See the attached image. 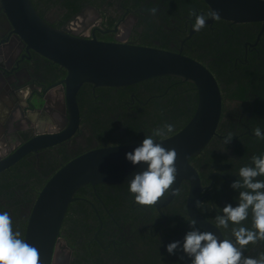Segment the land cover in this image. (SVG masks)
<instances>
[{
  "label": "trees",
  "instance_id": "1",
  "mask_svg": "<svg viewBox=\"0 0 264 264\" xmlns=\"http://www.w3.org/2000/svg\"><path fill=\"white\" fill-rule=\"evenodd\" d=\"M88 1L32 0L36 10L42 17L57 3L63 5L67 9L66 19L73 18L81 12ZM126 2H132L130 6L141 8L144 11L140 15V24L144 27L142 30L144 34L142 45L165 50L176 51V49H171L168 46L169 35L173 36V41L178 49L181 46L179 40L181 33H183L181 29L185 30L186 28V18H181L182 16L187 15L195 19V16L192 15L193 12L201 15V12L204 11L203 16L206 18L210 13L209 6L204 0H126ZM153 8L157 9L155 15L151 12ZM175 26H178V30L172 31ZM188 28L191 27L188 26ZM261 28L260 22L234 23L218 18L213 23L206 24L189 41H186L183 47L182 52L184 55L198 60L214 74L224 97L244 103L242 108L250 119L247 128L243 124H238L235 121L236 119H233L234 117H240V111H237L235 106L234 112L230 110L231 115L234 113V117L227 116L229 114H224L221 117L219 130L225 136L222 139L215 136L198 155L190 158V162L199 172L204 184H210L212 180L214 181L210 188L212 199H206L203 203V206H206L209 210L214 209L212 204L218 200L219 202L225 200L229 202V198L233 197L229 193L230 179H223L218 173H223L228 178L233 177L240 164L250 165L252 156L264 155V142H262V139L251 136L248 132L254 133L256 128L261 131L264 129V32L258 45L249 47L247 54L245 46L247 42L256 41ZM102 37L103 35L100 36V38ZM111 37L113 35L105 36L106 40H112ZM155 41H159L158 44ZM54 66L57 67L58 65ZM39 68L41 67L39 66ZM157 78L158 80L160 78L166 80L144 86L140 90L139 96L144 102L151 94L163 93L168 88L167 93L163 96V101H159V97H152L148 104L138 103L137 100L133 101L132 105L136 113L131 116L132 119L126 118L123 121L122 125L127 131L121 138L118 137V131L115 132L116 127L112 124V120H109L106 125L103 124L109 119V110L119 107L126 100H131L130 96L122 98V95L113 93L117 89L116 87H105L104 90L108 91L107 93L111 97L106 100L103 97L106 93L104 92L98 96V99H94L90 88L92 85L88 83L83 85L82 89L86 90L88 94L83 97H81V94L79 95V101L80 97L82 99L81 105L83 108L81 109L84 110L86 119L91 122L96 120L92 126L97 131L98 139H104L108 144L138 143L142 142L145 136L151 135L154 129L165 124H172L174 126L173 132L165 136L153 137L154 140L163 139L175 134L189 122L197 106V90L193 83L183 82L178 77H171L172 81L168 82V76H158L143 83L138 82V85L146 84L148 81L153 83L154 79ZM124 88L134 91L132 85ZM103 103H105V106ZM135 104L136 106H134ZM245 118L247 116H244L243 123L246 121ZM229 132L232 133L233 139L229 144H225L224 138L227 137ZM240 134L241 138L237 139L236 135ZM258 144L261 145L260 149L256 146ZM231 149L233 152L229 154ZM79 153L77 152L76 155ZM60 154L67 162L71 159L64 149L60 150ZM46 155L47 159L45 160L44 155H42L38 163L35 159L29 160L26 157L16 164L13 169L0 175V195H4L11 204L15 205L14 216L19 217L21 211L28 213L25 222L17 220L12 223L13 231L19 232L22 239H24L29 214L39 191L48 179L60 169L52 151H47ZM39 166L42 171H39ZM50 170L51 173H49ZM44 174H48V176L44 177ZM260 180H264V176H261ZM109 187H112L114 191H111ZM188 188L189 186L185 182L181 184L178 193L174 197L177 204L170 211L172 221L177 222L178 225L181 222L180 211L186 208L185 199L187 198ZM95 189L93 186L87 185L78 191L76 194L77 200L70 204L61 228V233L67 231V237L70 240L79 241L80 245L90 244L88 243L89 239L86 238H92L91 231L89 227L86 229L85 226L90 219H96L89 201H104L119 221L122 218H127L126 221L133 220L132 216L135 214L132 208L134 195L129 192L128 188L122 192L121 188L116 185L97 184ZM166 212L168 214V207ZM212 216H214V212L210 214V217ZM99 222V219H97L95 226L91 223H88L87 226L92 225L96 229ZM109 222L112 221L109 220ZM105 226L108 227V221H105ZM176 230L184 229L177 226ZM83 236H85V239L82 242L81 238H84ZM70 243L75 244V242ZM190 262L191 259L189 258Z\"/></svg>",
  "mask_w": 264,
  "mask_h": 264
},
{
  "label": "water",
  "instance_id": "2",
  "mask_svg": "<svg viewBox=\"0 0 264 264\" xmlns=\"http://www.w3.org/2000/svg\"><path fill=\"white\" fill-rule=\"evenodd\" d=\"M204 1L211 12L219 13L220 19L234 23L261 22L262 28L256 43L259 41L264 32V0ZM0 12L6 17L9 30L25 52L19 62L30 58L32 50L67 71L62 82L70 118L69 126L62 132H55L54 129L53 132L42 133L44 130L36 129L35 136L23 142L9 156L0 159V172L27 154H38L43 149L68 140L76 132L80 122L77 98L85 83L95 87H122L158 76L178 77L195 86L197 106L181 130L155 140L166 149L176 150L177 178L167 195L153 206L164 215L162 208L174 199L181 183L188 181L189 216L198 226L222 240L221 230L198 213L197 201L200 203L202 200L201 193L205 187L199 172L190 162L192 156L198 155L218 135L223 96L214 74L204 64L182 52L120 41H102L95 34L92 37H81L67 29L54 27L45 17L40 16L32 0H0ZM214 20L210 17L206 24ZM0 31L2 52L1 47L7 48L9 35ZM194 32L192 30L190 35ZM9 71L0 65V76L3 72V78L9 79ZM40 100L41 96L30 101L33 111L30 113L31 121L36 124L42 114L36 107ZM40 122L43 123V117ZM141 143L89 150L64 164L48 179L33 204L24 233V240L39 252V264H54L56 250L67 246L61 236V228L68 208L77 199L76 194L81 188L87 185L95 187L97 184H128L136 173L147 167L143 163L133 165L126 159V153L133 152Z\"/></svg>",
  "mask_w": 264,
  "mask_h": 264
},
{
  "label": "flooded vegetation",
  "instance_id": "3",
  "mask_svg": "<svg viewBox=\"0 0 264 264\" xmlns=\"http://www.w3.org/2000/svg\"><path fill=\"white\" fill-rule=\"evenodd\" d=\"M118 1L119 2L115 4L114 0H89L83 10L70 19L65 18L67 9L64 8L63 5H59L57 3L55 7L46 12L44 17L54 27H57L59 29H67L72 34L77 36L92 37V35L95 34L96 37L102 41H120L142 45V38L144 35L142 33V30L144 27L140 24V20L137 19L141 17L140 15L143 14L144 11L141 8H134L133 6H130L132 2H126V0ZM114 4L119 11V14L117 16L106 14L102 10L106 7H111L114 10ZM208 9L211 13L210 7H208ZM204 14L205 12L202 11L201 15ZM81 15H84L91 20L95 19L96 15H98L99 17H101V20H98L97 24L93 25L90 32L85 33L81 30L86 26V20L80 22V25L77 27V29L73 28V26H76L78 17ZM132 17H134L135 21L137 22V26L126 37L121 36V30L130 27L133 19ZM210 17L211 16L208 15V17H206L205 19L207 20ZM181 18H186V28L185 30L181 29L183 33H181V37L179 38L181 46L178 49L176 43L173 41V36L169 35L168 46L171 49H176V51H168L182 52L186 41H189L191 37L199 32L196 31L192 35H190V32L194 30L193 24L195 23V19L193 17L184 15ZM0 22L3 23L6 30L5 35H9V43L7 45L8 49L6 48L7 53H12V56L10 55L12 68V76L10 80L11 85H6L4 88L2 87V90L0 91V159H2L12 154L23 142H26L33 136H35L36 129L44 130V132L42 133H47L49 131L53 132L54 129L55 132H62L69 126L70 118L69 112L67 110L65 91L63 88L64 84L62 82L66 77L67 71L64 68H61L58 64L53 63L52 61L44 58L43 56L32 50L29 54L30 58H24L23 61L19 62L20 58L25 52L22 51V48L19 46L20 43L15 38L16 36L11 33V30H9L6 17L2 12H0ZM2 23H0V27L2 26ZM260 25L262 26L261 22ZM188 26H190L191 28L189 29ZM177 30L178 26L172 28V31ZM100 34L103 35L102 38H100ZM106 35H113V37H111L112 40H106ZM256 41L247 42L245 44L246 54L249 51V47H256L258 45L259 41L257 43ZM158 42L159 41H155V43L157 44ZM53 65L58 66L53 67ZM39 66L41 68L38 69ZM171 77L172 76H168V82L172 81ZM163 80L166 79L160 78L158 80L157 78L154 79L153 83L148 81L146 84L138 85L139 83H143L144 81H146L144 80L142 82L132 84L134 91L124 88L128 86L116 87L117 89L113 92L114 94L122 95V98L130 96L131 100H126L119 107L109 110V119L106 120L103 125H106L109 120H112V124L114 125V127H116L115 132L118 131V137L121 138L127 131L126 128L122 125L123 121L126 120V118L132 119L131 116L136 113L135 109H133V101L137 100L138 103L148 104L152 97H159V101H163V96L167 93L168 88L163 93H153V95L151 94L144 102L140 99V90H142L144 86L160 83L163 82ZM0 85L2 84L0 83ZM82 87L80 88L77 98L80 109V122L76 132L68 140H65L64 142H61L55 146L43 149L38 154H27L18 162L10 166L8 169H4L3 171H1L0 175L5 171H10L11 169H13L16 164H18L26 157L29 160L35 159L38 163L40 161V157L44 155V159L46 160V152L49 150H51L55 155L58 162V168H61L64 164L67 163V161H65V159L61 157V149L67 151L68 157H71L70 160H72L73 158L89 150L105 146L123 145V143L108 144L104 139H98L97 131L92 126V124H94L96 120L91 122L89 119H86V114L84 113V110L81 109L83 108L81 105V97L88 94L86 90L84 91L82 89ZM105 87L106 86L95 87L93 85L90 87L94 99H98V96L104 92L106 93L103 97L106 100L111 97L110 95H108V91L104 90ZM99 90L100 92H98ZM80 94L81 97L79 101ZM39 96H41V100L36 107L39 109V113L42 112V114H40L38 124H36L31 121L30 113L33 111L30 105V101L32 100V98H38ZM103 105L105 106V103H103ZM134 106H136V104ZM235 106L237 108V111H240L239 118L234 117V113H232V115L230 113V110H233L234 112ZM243 106V102L230 100L223 96L222 116L224 114H229L227 116L234 117L233 119H236L235 121L238 124H243L247 128L250 124V119L249 115L244 112L242 108ZM101 114L103 115V113ZM244 116H247V118H245L246 121L243 123ZM41 117H43V123L40 122ZM217 132L218 135L216 137L222 139L225 136L224 134H222L219 128ZM248 132L251 134V136H255L254 133H251L250 131ZM261 132L264 133V129ZM241 134L236 135L237 139L241 138ZM262 142H264V139H262ZM256 146L258 147V149L261 148V145L259 144ZM77 152L80 153L76 155ZM232 152L233 151L231 149L229 151V154H231ZM242 166L244 165L240 164V166L238 167V171ZM38 169L39 171H42L40 166L38 167ZM238 171L235 173V175H233V177L230 178H228L227 175L223 173L218 174L221 175L223 179H230V184H232L238 178ZM49 173H51V170L49 171ZM47 176L48 174H44V177ZM257 179L260 180L261 177H258ZM184 182L189 186L186 193L188 198L190 184L188 181H183L181 184H183ZM213 182L214 181L212 180L210 184H204L202 181V185L205 187V189L201 193L202 200L198 205V213L204 219L217 226L215 219L216 216L223 214L222 209L226 204H232L233 207L237 206L239 193L237 190H234L230 187L229 193L234 198L230 197L229 202L226 200L219 202L218 200L216 203L212 204L214 209L209 210V208L203 206V203L206 201V199H212L210 188L213 185ZM125 185L122 184L116 186L120 187L121 191L124 192L129 187L128 184ZM109 189L111 191H114L112 187H109ZM94 190L96 189L94 188ZM187 198L185 199L186 208L181 209L180 211V225H178L177 222H173L171 218L172 214L170 211L173 209L172 207L177 204L175 202V199L172 200L167 206L162 208L164 215L161 214L155 206L139 205L135 202L134 199L132 208L135 214L132 216L133 220L128 221H126L127 218H119L121 221L117 220V218L113 215V213L110 211V208L104 201H89L90 207L94 215L96 216V219H90L88 223H91L93 226H95L97 219H99L100 221L99 226L96 229H94L92 225L87 226L88 223L85 226L86 229H88L89 227L91 231L92 238H86L89 239L88 243L90 244L80 245L79 241H73L67 237V231L62 232L61 236L65 239L67 246L64 248L59 247L56 250L54 254V264H191V262L189 263V257L182 251L177 250L176 254L174 255H170L166 251V246L171 242L181 241L182 244L186 233L192 230V226L190 224L192 222V219L188 214ZM14 207L15 205L11 204L4 195H0V212H8L12 219V222L17 220H23L25 222L27 220L26 217L28 213H26V211H21L20 216L15 217ZM167 207L168 214L166 212ZM212 212H214L215 217H210V214ZM109 220H111L112 222L110 223ZM105 221H108V227L105 226ZM177 226H180L184 230H176ZM240 226L251 229V212L249 213L248 219L243 221L241 225H234L230 222L227 229L219 226L217 227L221 230L223 239H230L234 241L232 228ZM196 227L201 231H205L197 224ZM83 237L84 238H81L82 242L83 239H85V236ZM69 241L72 243L75 242V244H71ZM263 252L264 240L257 241V243L255 244L250 243L243 249V255L245 257H258Z\"/></svg>",
  "mask_w": 264,
  "mask_h": 264
},
{
  "label": "clouds",
  "instance_id": "4",
  "mask_svg": "<svg viewBox=\"0 0 264 264\" xmlns=\"http://www.w3.org/2000/svg\"><path fill=\"white\" fill-rule=\"evenodd\" d=\"M156 11L155 8L151 9L153 15ZM192 15L195 16L193 29L200 31L205 26L206 19L195 12ZM209 16L218 19L219 13L213 11ZM173 130L172 124L154 129L151 135L145 136L139 147L126 153V159L133 165H147L128 183V190L139 205H156L176 181V150L166 149L153 138L165 136ZM254 134L257 138L264 139V133L259 128L254 129ZM232 139L233 135L229 132L224 143L229 144ZM261 176H264V155H254L250 165L239 168L238 178L230 185L239 193L237 206L226 204L222 209L223 214L215 218L217 226L227 229L230 222L241 225L251 212V229L234 227V241L220 240L212 232L201 231L193 220L190 223L192 230L186 233L183 243L171 242L166 246V251L170 255L176 254L177 250L182 251L191 259V264H264V253L258 257L243 255L245 246L264 240V180L257 179ZM12 223L8 212H0V264H39L38 250L20 238L19 232L13 231Z\"/></svg>",
  "mask_w": 264,
  "mask_h": 264
},
{
  "label": "rangeland",
  "instance_id": "5",
  "mask_svg": "<svg viewBox=\"0 0 264 264\" xmlns=\"http://www.w3.org/2000/svg\"><path fill=\"white\" fill-rule=\"evenodd\" d=\"M117 2H119L118 0H114V3L116 4ZM115 4L113 5L114 10L111 7H106L103 8L102 10L109 15H114L117 16L119 14V11L117 9V7L115 6ZM61 12V11H60ZM132 23L130 25V27H128L127 29H122L120 35L126 37L130 32H132L133 29H135V27L137 26V22L135 21L134 17H132ZM86 20V26L84 27V29H82L81 31L88 33L91 31V28L93 27V25L97 24L98 20H101V17H99L98 15H96V18L91 20L88 17H85L84 15H81L78 17V21L76 22V26H73L74 29H77V27L80 25V22ZM140 20V17L137 19ZM96 187V186H95ZM94 187V188H95Z\"/></svg>",
  "mask_w": 264,
  "mask_h": 264
},
{
  "label": "crops",
  "instance_id": "6",
  "mask_svg": "<svg viewBox=\"0 0 264 264\" xmlns=\"http://www.w3.org/2000/svg\"><path fill=\"white\" fill-rule=\"evenodd\" d=\"M0 23H2V22H0ZM2 26H4L3 25V23H2ZM1 30H2V33H4V34H6V30L5 29H2V27L0 28ZM1 32V31H0ZM8 49V48H7ZM7 49H6V46L4 47V49L1 47V50H2V52H0V65L2 64V65H4V67H6V69L10 72V77H9V79L8 78H3V72H2V75L0 76V83L2 84V85H0V91L2 90V87L4 88L6 85H11V83H10V80H11V71H12V68H11V54L10 53H7L6 54V52H7ZM11 55V56H10ZM4 58H5V60H4ZM11 87V86H10ZM1 93V92H0Z\"/></svg>",
  "mask_w": 264,
  "mask_h": 264
}]
</instances>
